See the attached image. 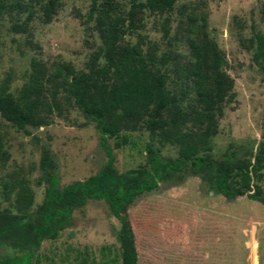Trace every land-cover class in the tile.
I'll use <instances>...</instances> for the list:
<instances>
[{"label":"rangeland","instance_id":"1","mask_svg":"<svg viewBox=\"0 0 264 264\" xmlns=\"http://www.w3.org/2000/svg\"><path fill=\"white\" fill-rule=\"evenodd\" d=\"M114 1L128 9L124 1ZM91 2L61 0L46 23L39 3L31 0L34 14L25 31L14 25L28 11L1 12L0 83L7 79L8 91L16 95L28 79L32 58L86 70L100 45L94 22L86 21ZM263 9L264 0H176L164 13L139 12L137 27L123 38V44H134L142 37L144 49L153 42L157 55L187 54L185 42L174 38L178 23L187 15L206 14L208 35L233 78L234 97L224 106L217 134L205 140L195 157H220L235 146L255 161L264 134V71L253 59L251 39L264 33ZM165 17L167 36L161 29ZM96 63L103 64V58ZM50 120L48 125L18 126L0 115V212L25 220L36 217L47 185L40 178L43 146L50 148L58 174L59 194L50 204H72L70 225L43 239L31 264H264V205L254 190L240 196L223 191L222 172L212 166L197 168L189 162L179 170L166 169L178 159L177 146L161 144L155 132L121 130L120 146L108 138V157L98 129L77 107L62 102V114L53 112ZM111 159L122 176L129 228L105 197L88 196L80 187ZM249 175L253 189L255 176ZM261 175L256 183L264 192V169ZM27 192L29 205L22 200Z\"/></svg>","mask_w":264,"mask_h":264},{"label":"trees","instance_id":"2","mask_svg":"<svg viewBox=\"0 0 264 264\" xmlns=\"http://www.w3.org/2000/svg\"><path fill=\"white\" fill-rule=\"evenodd\" d=\"M29 1L0 0V13L28 11L25 19L14 25L25 31L34 14ZM35 1L46 23L61 5V0ZM122 1L128 4L127 10L114 0H92L86 21L94 22L100 45L91 54L86 70H77L65 61H53L48 66L32 58L28 79L16 95L8 91L7 79L0 83V115L18 126H42L50 124L53 112L62 114V102L71 104L94 123L99 131V145L108 157L112 155L108 138H116L115 146H120L121 130L155 132L161 144L177 146L178 159L166 169L179 170L189 162L197 168L215 167L222 172L219 184L223 191L240 196L254 190V198L264 205V192L256 183L264 169V134L254 163L235 146H229L220 157H195L205 140L217 134L224 106L234 97L233 78L223 69L225 57L208 35L206 14L187 15L185 22L178 23L174 38L185 42L187 54L157 55L155 43L144 49L142 37L134 44H123V38L137 27L139 12L147 9L164 13L173 8L176 0ZM161 29L167 36L168 17ZM251 44L253 59L264 71V33H255ZM99 58L104 60L101 65L96 63ZM153 156L155 159L156 154ZM39 166L40 178L47 185L36 217L25 220L0 212V264H31L41 241L71 223L72 204H50L59 188L56 163L47 146L41 149ZM249 171L255 176L253 189ZM121 181L111 159L99 175L82 182L80 187L88 196L105 197L116 217L129 228ZM22 200L29 205L31 195L24 193Z\"/></svg>","mask_w":264,"mask_h":264}]
</instances>
